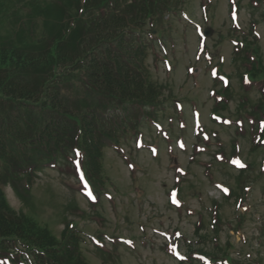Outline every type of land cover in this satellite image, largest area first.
Returning <instances> with one entry per match:
<instances>
[{
    "label": "rangeland",
    "instance_id": "rangeland-1",
    "mask_svg": "<svg viewBox=\"0 0 264 264\" xmlns=\"http://www.w3.org/2000/svg\"><path fill=\"white\" fill-rule=\"evenodd\" d=\"M4 1L6 3H1L4 11L0 14L3 13L8 20L0 22V46L9 41L21 47L29 46L32 39L46 36L43 18L50 17L51 23H57L58 10L48 7L34 12L29 5L30 1L50 0ZM254 5L253 0H171L168 7H162L161 15L134 26L132 30L136 31L138 42L146 50L143 65L159 91V109L153 117L162 132L143 115L139 121L132 120L130 125L143 132L142 145L152 143L156 146V157L146 149L138 150L131 138L123 140V155L112 147L104 149L102 171L111 199L99 195L100 201L95 205L88 195V188L77 180L78 172L73 171L71 159L59 158L56 170L39 172L29 189H19V196L12 184L3 188L11 209L50 230L56 239L68 222L74 221L78 228L101 240L103 245L99 249L86 237L80 249L86 264H179L164 249L165 243L154 233L155 229H180L195 243L188 246L185 241L184 249H181L184 253L196 250L189 249L196 245L193 247L201 248L206 257L216 253L219 258L229 256L233 264H264V168L259 164L264 150L251 151L247 143L251 135L245 134L239 138L240 158L246 160L249 167L240 172L232 168L231 163L218 161L217 155L225 153L226 157L233 152L232 143L237 133L232 126L215 125L207 120L210 107L214 105L208 89H221L220 82L211 80L209 71L216 63L220 64L221 57L223 73L230 76L229 104L222 114L232 116L240 99L248 100L245 110L258 103L259 88L254 86L247 92L235 74L240 59L233 60L235 51L228 40L229 36H237L255 41L264 70V7ZM188 18L199 25L196 28L200 31L206 27L211 29L204 40L209 60L206 52L197 51V30ZM31 26L34 30L28 35ZM254 31L259 35L254 37ZM149 32L159 39H152ZM176 101L180 102L183 111L185 129H178L176 125L179 116ZM194 108L202 113L201 121L206 125L198 133L192 132L191 127ZM132 109L139 112L134 107ZM213 126L214 130L217 129L216 138L211 137ZM164 132L170 133L172 138L182 136L188 144L185 152L178 150L176 139L168 151L169 142L163 139ZM202 132H207L210 137L205 144L206 150L199 151L205 143ZM190 145H196L198 152L190 149ZM169 153L175 158L171 159ZM213 180L231 187L233 193L242 196L245 204L237 207L236 197L226 199L214 187ZM176 184L184 202L180 209L170 206L167 201L168 189ZM136 185L140 186L137 192L133 190ZM243 186L248 190H243ZM196 193L200 196L196 197ZM215 208L219 220L214 223L217 232L213 233L211 215ZM197 221H200L199 231H195ZM103 233L132 237L135 246L132 249L123 245L117 249L103 238ZM240 233H244L246 241ZM213 237L217 238V243Z\"/></svg>",
    "mask_w": 264,
    "mask_h": 264
},
{
    "label": "trees",
    "instance_id": "trees-1",
    "mask_svg": "<svg viewBox=\"0 0 264 264\" xmlns=\"http://www.w3.org/2000/svg\"><path fill=\"white\" fill-rule=\"evenodd\" d=\"M170 2L30 1L34 12L58 10L57 23L42 19L46 36L39 43L34 38L29 46L12 41L0 46V264L7 258L17 262L25 253L34 264H86L75 253L78 239L73 233L59 243L50 230L11 209L3 186L12 184L19 196L33 169L66 157L72 149L84 160L90 178L102 183L103 150L127 135L131 103L155 104L159 98L143 67L145 46L132 28L161 15ZM1 3L6 2L0 0V12ZM3 16L0 22L8 18ZM33 30L29 27L28 35ZM244 48L234 57L240 59L241 71L252 80L264 78L255 44ZM110 106H122L121 121L104 117ZM249 113L262 121L258 129L264 138V94Z\"/></svg>",
    "mask_w": 264,
    "mask_h": 264
},
{
    "label": "snow or ice",
    "instance_id": "snow-or-ice-1",
    "mask_svg": "<svg viewBox=\"0 0 264 264\" xmlns=\"http://www.w3.org/2000/svg\"><path fill=\"white\" fill-rule=\"evenodd\" d=\"M77 155H79V153H77ZM81 179H83V176L81 177ZM87 186V185H86ZM225 191H227V189H225ZM89 197H91L92 199H95L94 197H92L91 192L88 193Z\"/></svg>",
    "mask_w": 264,
    "mask_h": 264
},
{
    "label": "water",
    "instance_id": "water-1",
    "mask_svg": "<svg viewBox=\"0 0 264 264\" xmlns=\"http://www.w3.org/2000/svg\"><path fill=\"white\" fill-rule=\"evenodd\" d=\"M205 34H206V35H208V34H209V31H208V30H206V31H205Z\"/></svg>",
    "mask_w": 264,
    "mask_h": 264
}]
</instances>
